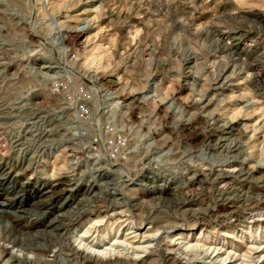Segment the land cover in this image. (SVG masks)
I'll return each instance as SVG.
<instances>
[{
    "label": "rangeland",
    "instance_id": "1",
    "mask_svg": "<svg viewBox=\"0 0 264 264\" xmlns=\"http://www.w3.org/2000/svg\"><path fill=\"white\" fill-rule=\"evenodd\" d=\"M0 178V264H264V0H0Z\"/></svg>",
    "mask_w": 264,
    "mask_h": 264
},
{
    "label": "built area",
    "instance_id": "2",
    "mask_svg": "<svg viewBox=\"0 0 264 264\" xmlns=\"http://www.w3.org/2000/svg\"><path fill=\"white\" fill-rule=\"evenodd\" d=\"M75 57V56H74ZM53 92L56 95H63L66 100L74 103L75 112L74 117L76 120L84 123L92 121V101L94 99V91L89 89L86 85L80 84L74 88L66 80H57L53 84ZM112 142H107L108 151L110 153H116L119 149L124 148L127 145L126 139L114 129L111 128ZM115 154V155H116Z\"/></svg>",
    "mask_w": 264,
    "mask_h": 264
},
{
    "label": "bare ground",
    "instance_id": "3",
    "mask_svg": "<svg viewBox=\"0 0 264 264\" xmlns=\"http://www.w3.org/2000/svg\"><path fill=\"white\" fill-rule=\"evenodd\" d=\"M70 36L71 37H73V38H75L76 40L77 39H79L80 37H81V33H80V31L78 32H73V33H71L70 34ZM74 39V40H75ZM0 179H4V178H0ZM100 220H102V219H100ZM99 219L98 220H96L97 222H99L100 221ZM94 222V221H93ZM108 223V222H107ZM114 224V223H113ZM109 225H111L110 223H109ZM107 226V227H105V229H104V231H103V234H102V236L99 238L100 239V241H99V243L98 244H94L95 246H97V247H99L100 248V250L99 249H96V251H97V253H98V255L99 254H102V255H104V256H106L107 254H110V252H112V251H115L116 250V247H117V249H118V247L120 246V244H118L117 246L115 245L116 244V242H118V240L116 239L115 240V242L114 243H112L109 247L108 246H106V247H104L107 243H105V245L103 244V246H101V244L102 243H104L105 242V240L110 236V233L112 232V231H115V233H119L120 231V229H118V232H117V229H115V226ZM117 226V225H116ZM87 227V226H86ZM119 227V226H118ZM121 227H123V225H121ZM133 227V226H132ZM89 228H91V226L89 227ZM89 228H84L85 230H84V233H83V235H84V237H85V234H87L91 229H89ZM131 228V227H130ZM134 228V227H133ZM115 229V230H114ZM251 229V228H250ZM142 230H144V228H136L135 229V231H134V233H136V236H134L136 239H137V237L138 236H144L145 237V235L144 234H146L148 231L147 230H145V232H141V233H138V231H142ZM260 231V230H259ZM95 232V231H94ZM138 233V234H137ZM255 233V232H254ZM253 233V234H254ZM142 234V235H141ZM248 234V233H247ZM251 234H252V232H251ZM259 234H261V233H259ZM83 235H82V237H83ZM183 235V234H182ZM187 235V234H186ZM98 236V235H97ZM125 236V235H124ZM127 236V235H126ZM154 236H156V235H154ZM153 236V237H154ZM177 236V235H176ZM185 236V235H184ZM167 237V236H166ZM174 237V236H173ZM179 237H181V236H178V238ZM187 237V236H186ZM243 237L244 238H248V235H243ZM250 237H253V235H250ZM98 238V237H97ZM96 238V239H97ZM206 238V237H205ZM80 239V238H79ZM181 239V238H180ZM94 240H95V238H94ZM93 240V241H94ZM131 240V239H130ZM185 240H186V238H185ZM244 240V239H243ZM98 241V240H97ZM198 241V240H197ZM185 242V241H184ZM80 243V242H79ZM119 243V242H118ZM91 244H93V243H91ZM90 244V245H91ZM130 244V243H129ZM133 244H134V242H133ZM93 245V246H94ZM134 246V245H133ZM191 246V245H190ZM190 246H188V247H190ZM264 246V245H263ZM262 246V247H263ZM92 247V246H91ZM90 246H89V248H91ZM144 247H147V246H143L142 247V249L144 248ZM136 248V247H135ZM94 248L92 249V250H95ZM124 249V248H123ZM138 249H140V248H138ZM170 249V248H169ZM91 250V251H92ZM119 250V249H118ZM121 250V249H120ZM141 250V249H140ZM130 251V250H129ZM143 251H144V249H143ZM234 251V250H233ZM95 252V251H94ZM237 253V252H236ZM245 253V252H244ZM264 253H262V257H261V259L264 257V255H263ZM250 255V254H249ZM248 255V256H249ZM110 256V255H109ZM135 256V255H134ZM247 258V257H246Z\"/></svg>",
    "mask_w": 264,
    "mask_h": 264
}]
</instances>
